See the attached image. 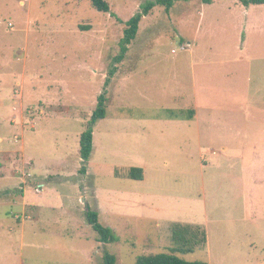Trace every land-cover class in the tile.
Returning <instances> with one entry per match:
<instances>
[{"label":"rangeland","instance_id":"rangeland-1","mask_svg":"<svg viewBox=\"0 0 264 264\" xmlns=\"http://www.w3.org/2000/svg\"><path fill=\"white\" fill-rule=\"evenodd\" d=\"M106 1L0 0V264H135L172 222L206 231L185 260L264 264V4L154 6L115 62L144 0Z\"/></svg>","mask_w":264,"mask_h":264},{"label":"trees","instance_id":"trees-1","mask_svg":"<svg viewBox=\"0 0 264 264\" xmlns=\"http://www.w3.org/2000/svg\"><path fill=\"white\" fill-rule=\"evenodd\" d=\"M92 7L100 12H109L110 5L106 0H89ZM178 1H190V0H144L140 4V10H138L132 17H130L125 23L123 30V37L120 42V52L115 57V62H119L124 58L127 51V45L135 38L139 23L143 16H146L154 6H163L165 10H169ZM243 5H260L264 4V0H238ZM201 3L210 4L213 0H200ZM113 68L109 70V74H112ZM108 79L105 80V85ZM106 98L103 93L97 97V105L94 109L90 120L88 121V127L81 132L79 137V155L80 158L86 162L93 150V125L97 120L106 117L105 108ZM192 110H189V118L192 117ZM172 114V112H171ZM81 172L86 171L85 166L81 167ZM116 176L128 177L135 180L143 179V169L140 167H130L127 171ZM84 216L86 222L93 228L98 234V240L103 243L114 242L117 236L111 228L103 226L98 221V214L93 210H85ZM206 231L198 224H183L180 222H172L170 224V239L172 246L168 251L158 253L141 254L135 257V264H208L206 261L193 260L188 261L179 257L176 253L187 254L193 252L195 249H203L206 246ZM102 264H116V257L114 254L104 251L102 258Z\"/></svg>","mask_w":264,"mask_h":264},{"label":"crops","instance_id":"crops-1","mask_svg":"<svg viewBox=\"0 0 264 264\" xmlns=\"http://www.w3.org/2000/svg\"><path fill=\"white\" fill-rule=\"evenodd\" d=\"M29 217V216H28Z\"/></svg>","mask_w":264,"mask_h":264}]
</instances>
